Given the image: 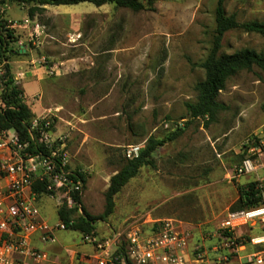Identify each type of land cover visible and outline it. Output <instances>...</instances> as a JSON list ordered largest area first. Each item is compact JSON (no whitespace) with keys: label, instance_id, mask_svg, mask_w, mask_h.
Here are the masks:
<instances>
[{"label":"rangeland","instance_id":"obj_1","mask_svg":"<svg viewBox=\"0 0 264 264\" xmlns=\"http://www.w3.org/2000/svg\"><path fill=\"white\" fill-rule=\"evenodd\" d=\"M144 2L147 8L140 12L111 4L100 7L79 30L64 31L46 11H36L55 38L52 45L63 50L61 58H78L79 64L65 76L43 77L42 91L32 81L23 83V101L36 111L34 117L52 113L56 131L65 138L70 167L85 171L84 200L87 189L92 190L94 204L87 208L92 216L105 210L110 179L126 161L124 148L145 146L150 137L163 143L153 154L155 166L143 168L117 195L111 221L115 230H124L129 222L149 223L148 228L155 220L203 218L209 207L203 186L211 180L227 186V172L246 156V141H264V71L257 67L227 79L218 96L227 110L209 126L203 119H191L185 106L197 101L196 85L205 79L199 65L212 48L218 0H157L154 10ZM10 4L7 18H22V4L29 14L26 2ZM60 8L98 9L89 3ZM226 12L236 14L240 23L264 21V0H227ZM17 45L10 48L12 69ZM222 45L226 54L244 48L264 52V36L234 30ZM167 125H179L186 133L170 141ZM60 202L57 196L38 199L51 224L59 221ZM103 227L102 221L96 224L97 230ZM63 234L80 237L75 231ZM202 249L195 258L202 257Z\"/></svg>","mask_w":264,"mask_h":264},{"label":"built area","instance_id":"obj_2","mask_svg":"<svg viewBox=\"0 0 264 264\" xmlns=\"http://www.w3.org/2000/svg\"><path fill=\"white\" fill-rule=\"evenodd\" d=\"M10 6V0H0L1 34L7 35L11 31L17 37L26 36L35 50H41L46 42L55 40L38 14L18 20L7 19L5 14ZM37 63L48 76L58 75L59 68L51 65L47 56L40 54ZM9 65L10 60L0 55V108L6 106L4 96L9 79L6 67ZM24 78V73L16 76L15 85ZM51 114L32 119L27 139L15 129L0 128V264H58L50 261L48 253L36 248L33 239L38 236L43 244H55L56 233L69 228L62 221L55 225L46 221L37 204L39 197L45 194L36 192V185L43 186L46 195L60 197V207L65 205L67 209L76 210L77 215L82 214V204L77 198L83 197L86 173L70 167L65 138L55 134ZM243 149L246 156L236 168L234 177L264 169L263 140L248 139ZM140 152V145L125 149L130 160L138 158ZM258 182L262 203L231 213L222 225L223 233L228 234L223 237L227 251L223 256L225 262L239 253L240 245L234 236L236 228L254 221L264 226V177H259ZM190 238L191 233L179 222L168 219L156 222L148 233L137 223H129L111 239L101 241L92 235H84L83 241L94 244L98 250L95 264H191L195 259L189 258ZM247 260L248 264L264 262L254 255Z\"/></svg>","mask_w":264,"mask_h":264},{"label":"trees","instance_id":"obj_3","mask_svg":"<svg viewBox=\"0 0 264 264\" xmlns=\"http://www.w3.org/2000/svg\"><path fill=\"white\" fill-rule=\"evenodd\" d=\"M26 2L29 7L31 17L40 10L45 12V6H74L89 3L96 7L108 4L116 5L118 8L130 9L134 12L146 10L147 4L144 0H21ZM157 0H148V5L153 9ZM226 1L218 0L215 11L216 28L212 41V48L203 63L199 65L205 72V79L196 85L197 101L185 104L191 119H203L205 125L216 122L220 112L226 111L227 107L218 101L220 92L225 88L227 79L237 74L239 71H251L257 67L264 71V52H257L253 49L244 48L232 54L222 52V44L226 34L234 30H242L246 33H255L264 36V21H250L240 23L236 14L228 15L226 12ZM1 34V33H0ZM18 41L14 32L9 31L7 35H0V55L9 59L11 56L12 44ZM16 53L20 54V50ZM10 60V59H9ZM6 93L4 96L5 108H0V128L3 130L15 129L21 134L23 139L28 138V128L34 117V112L23 101V90L14 84L11 70L7 66ZM183 132L178 129L173 132L168 140L177 138ZM162 142L150 137L146 146L141 150L138 158L127 159L123 167L115 174L111 180L108 190L105 193V210L99 216H92L82 205V214L77 215V211L67 209L65 205L58 210L59 218L69 229L79 231L83 235H94L96 223L106 221L114 214L116 208V197L135 178L145 166L154 167L155 161L153 154L162 146ZM86 179V177H85ZM87 180H85V183ZM36 192L45 194V189L41 185L34 187ZM240 199L231 208L232 212L248 210L259 206L262 203L263 195L259 188V182H252L245 187H239ZM82 204L81 197L77 198ZM227 237V233H222ZM239 245L244 244L241 240H236Z\"/></svg>","mask_w":264,"mask_h":264},{"label":"crops","instance_id":"obj_4","mask_svg":"<svg viewBox=\"0 0 264 264\" xmlns=\"http://www.w3.org/2000/svg\"><path fill=\"white\" fill-rule=\"evenodd\" d=\"M12 7L13 6H10L9 10ZM44 8L45 11L48 13V15L53 19V21H55L56 23L59 22V25L60 24L63 25L64 28L62 29H64V31L70 28L79 30L86 16L99 14L101 10L100 7H98V9L86 8L83 10L62 9L60 8V6H45ZM20 9L25 11V14L22 18H25L27 15H30L25 9L23 8ZM8 11L5 14L6 18L8 15ZM62 25L60 26L62 27ZM18 38L19 39L16 42V44H18L17 45L18 50H20L21 55H19L18 59H16L14 62L15 69H12L11 67L10 69L12 70L11 72L15 75L14 77L22 73L25 74L24 80H22L19 84L22 86L23 89L19 85H17L22 90H24L23 83L28 81L34 82L40 88V91L43 90L44 82L42 81V78L47 77L48 75L46 73V70L37 63L38 56L40 55L38 51L42 53L41 55H45L50 59L51 65H55L56 67L59 68L58 75L56 76H60V77L65 76L66 72H68L70 68H75V67L78 68L77 66L79 64L78 58H70V57L61 58L64 57L62 55L63 50L59 46L52 45L51 41L46 42V44H44L41 50H35L31 45V43H29L26 36L18 37ZM36 76H38L39 80H35L36 78L34 77ZM30 77H32L31 79L34 80H30ZM24 95H25V90H24ZM61 108L64 107L61 106ZM56 110L57 113L60 112V109H56ZM33 112L36 111L33 110ZM166 127L168 128V125ZM168 129H170L171 134L173 132H176L178 129L183 130V132L177 138L170 141H176L186 133L185 132L186 129L180 128L179 125H175ZM54 132L56 135L61 136L56 131L55 126H54ZM155 139L158 140L157 138ZM132 145H140V144H130L128 146H132ZM128 146H126L124 149H126ZM140 146L142 150L146 145L145 146L140 145ZM124 156L127 160V157L125 155V150H124ZM240 165L241 164H239L237 167H239ZM145 167H149V166H145ZM237 167L234 166L227 172V175L225 177L229 180L227 186L217 183V182H221L222 180H215V181L211 180V182L203 186L204 192L207 193L209 198V207L206 206L205 214L203 218L194 221L193 220L183 221L180 219H173V218L170 219L179 222L182 225L183 229L191 233V238L188 246V253L190 259L192 260L195 259V261H193L191 264H248L247 258L251 255H254L258 259L264 260V241L262 240L264 238V226L259 221H254L247 225H243L236 228V230L234 231V236L236 239L241 240L244 244L240 245L238 251L239 253L236 256L231 257L228 262H225L223 260V256L227 254V251L226 248L224 247V240L222 236L223 233L222 225L228 219L229 215L233 213L231 211V208L240 199L239 187H245L252 182H258L259 177H264L263 168H260L258 172L255 174L234 177V173ZM261 171L262 173H260ZM118 172L119 170L115 172V174H117ZM231 183L233 184L230 185ZM86 187H87V182H86ZM92 192H93L92 190L87 189L85 200L83 194L82 205L83 207H85L86 210L87 208L93 206L94 204L92 197L90 196ZM229 192L233 193V195H230ZM43 196H48V195H42L41 197H39V199L42 198ZM59 208L60 206L58 205V210ZM113 215H111L106 221H102L104 223V227L101 230H97V229L95 230V234L93 236L97 240L102 241L106 239H111L115 233L123 231V229L121 230L114 229L115 228L114 224L113 223L111 224V221L113 222L112 219ZM46 221L50 225L56 224V223L51 224L47 219ZM59 221H61L60 218ZM158 221H163V220L152 221L151 226L148 228L146 224L148 225L149 223H138V222H132V223H137V225L142 227L143 230L146 231V233H148L149 230L152 227H154V224ZM129 223H125L126 226ZM67 231H74V230L67 229L64 231L57 232L56 233L57 242L55 244H43L39 241L38 236H35V238L33 239V245L36 248L48 253L50 261L54 263L95 264L96 260L94 258L98 256V250L96 249L95 245L83 241L84 235L79 231H75L80 233L79 239L77 238L67 239L66 236L63 234V232H67ZM202 247L205 248L202 249L203 250L202 257L199 256L200 258L198 257L195 258L194 255L196 254V250ZM262 264H264V262Z\"/></svg>","mask_w":264,"mask_h":264}]
</instances>
